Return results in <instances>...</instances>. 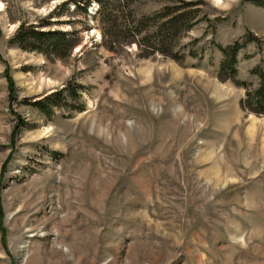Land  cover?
<instances>
[{"label": "rangeland", "instance_id": "obj_1", "mask_svg": "<svg viewBox=\"0 0 264 264\" xmlns=\"http://www.w3.org/2000/svg\"><path fill=\"white\" fill-rule=\"evenodd\" d=\"M76 1L0 0V264H264V115L219 79L217 46L251 37L238 77L257 85L264 8L200 0L174 59L111 47L98 1ZM125 3L138 18L182 2ZM22 23L80 43L24 50ZM70 85L50 115L33 105Z\"/></svg>", "mask_w": 264, "mask_h": 264}, {"label": "trees", "instance_id": "obj_2", "mask_svg": "<svg viewBox=\"0 0 264 264\" xmlns=\"http://www.w3.org/2000/svg\"><path fill=\"white\" fill-rule=\"evenodd\" d=\"M92 0H78L80 6H87ZM99 3V18L106 42L112 47L117 44L136 45L149 54L161 53L174 59H181L185 55L179 51H172V41L178 40L204 17L200 15V0H180V6L171 8L166 5L160 12L153 15H137L133 9L123 3L126 0H97ZM264 8V0H247ZM113 4V5H112ZM195 7V8H194ZM135 18V19H134ZM161 18V19H160ZM159 22V23H158ZM51 23L26 25L22 23L11 42L24 50L37 51L48 57L65 58L80 43L76 32L63 29H43ZM122 36V37H121ZM247 39V40H246ZM252 41L246 36L245 40L237 39L232 44L221 45L223 59L220 63L218 77L222 81L232 80L236 85L245 88V96L241 99V107L257 115H264V66L257 65L252 73L258 76L259 82L254 85L248 80L238 77L239 53ZM80 92L75 86H65L63 89L33 102V105L46 115L53 112L68 97H79ZM84 106H79L82 111Z\"/></svg>", "mask_w": 264, "mask_h": 264}, {"label": "clouds", "instance_id": "obj_3", "mask_svg": "<svg viewBox=\"0 0 264 264\" xmlns=\"http://www.w3.org/2000/svg\"><path fill=\"white\" fill-rule=\"evenodd\" d=\"M212 2H213L214 4H216V3H218V0H212Z\"/></svg>", "mask_w": 264, "mask_h": 264}, {"label": "bare ground", "instance_id": "obj_4", "mask_svg": "<svg viewBox=\"0 0 264 264\" xmlns=\"http://www.w3.org/2000/svg\"><path fill=\"white\" fill-rule=\"evenodd\" d=\"M222 0H218V2H221Z\"/></svg>", "mask_w": 264, "mask_h": 264}]
</instances>
